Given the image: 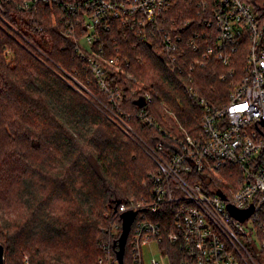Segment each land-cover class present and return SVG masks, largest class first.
<instances>
[{
  "label": "built area",
  "instance_id": "obj_1",
  "mask_svg": "<svg viewBox=\"0 0 264 264\" xmlns=\"http://www.w3.org/2000/svg\"><path fill=\"white\" fill-rule=\"evenodd\" d=\"M6 3L27 11L40 4L59 8L53 30L74 39L105 91L110 88L106 69L119 70L120 42L152 44L175 73L187 76L185 88L201 108L200 127L193 133L157 91H145L139 100L147 106L137 116L164 136L156 144L127 123L130 114L111 112L155 168L144 182L146 194L113 211L109 238L99 244V264H120L118 241L127 212L137 213L127 241L133 264H162L145 261L143 248L154 243L162 252L171 244L179 264H264V7L258 10L250 0H0V28L27 44L6 20ZM209 60L225 70L221 79L230 91L224 102L208 100L192 86V72ZM126 77L135 81L130 73ZM76 86L88 91L77 81ZM154 99L164 111L161 119L148 107ZM230 207L254 211L241 221Z\"/></svg>",
  "mask_w": 264,
  "mask_h": 264
},
{
  "label": "trees",
  "instance_id": "obj_2",
  "mask_svg": "<svg viewBox=\"0 0 264 264\" xmlns=\"http://www.w3.org/2000/svg\"><path fill=\"white\" fill-rule=\"evenodd\" d=\"M250 1L258 10L264 3ZM6 8V20L30 43L0 28L4 264L10 260L23 264L22 248H30L29 264H99V244L109 238L113 211L147 192L142 180L155 168L143 149L109 117L111 112L130 114L127 123L145 142L156 144L165 141L164 136L137 116L147 106L139 100L145 91H157L193 133L200 127L201 108L185 88L187 76L175 73L152 44L121 41L119 70L106 69L110 88L105 91L90 72L89 60L79 56L74 39L53 30L62 14L59 8L40 4L35 11H27L7 3ZM171 17L186 22L185 17ZM224 71L213 60L199 66L192 72L194 90L208 100L224 102L230 91L221 79ZM127 73L135 81L127 79ZM76 81L88 91L77 88ZM149 106L151 113L163 118L158 100ZM106 212L111 215L104 218ZM36 243L46 252L33 250ZM62 243L68 244L63 247ZM163 247L171 264H179L173 246L165 243ZM130 253L131 246L126 244L125 264H133Z\"/></svg>",
  "mask_w": 264,
  "mask_h": 264
},
{
  "label": "water",
  "instance_id": "obj_3",
  "mask_svg": "<svg viewBox=\"0 0 264 264\" xmlns=\"http://www.w3.org/2000/svg\"><path fill=\"white\" fill-rule=\"evenodd\" d=\"M232 214L241 221L248 220V218L252 215L254 209H247V211L239 212L235 210L233 207H230ZM137 216L136 212H127L123 215V233L118 241V251H117V258L120 264L124 263V256H125V247L128 241L129 234L131 232L132 224ZM4 254L5 249L3 244L0 242V264H4Z\"/></svg>",
  "mask_w": 264,
  "mask_h": 264
},
{
  "label": "rangeland",
  "instance_id": "obj_4",
  "mask_svg": "<svg viewBox=\"0 0 264 264\" xmlns=\"http://www.w3.org/2000/svg\"><path fill=\"white\" fill-rule=\"evenodd\" d=\"M262 6L264 7V3L262 4ZM262 6H261V9H259V10H262ZM37 53H39L40 55H44V53L42 52V51H38L37 50ZM77 87V86H76ZM77 88H79V87H77ZM80 89V88H79ZM81 94H83L82 92H81ZM84 96H87L86 94H83ZM146 177H147V175H146ZM146 177L142 180V185L144 186V182H145V180H146ZM146 194V193H145ZM144 194V195H145ZM144 195H142L141 197L140 196H138V197H133V198H131V200H139L140 198H142ZM23 211V209H21V212ZM21 212H19V213H21ZM109 215H111V213L110 212H106L105 214H104V218H106V217H108ZM37 241V240H36ZM35 241V242H36ZM39 243V242H38ZM38 243H36V246H35V248H32L33 250H40V251H42L43 250V248H37L38 247ZM67 244L68 243H62V246L63 247H66L67 246ZM77 246H79V243L78 242H76V247ZM82 247V246H81ZM50 248H51V246H50ZM24 251H25V254H24V263L23 264H29V249L30 248H22ZM28 249V250H27ZM53 249V248H52ZM144 249V256H145V261H146V263H148L151 259H153V258H155L157 261H159V262H161L162 264H171L172 262L169 260V258L168 257H166V256H164L165 255V252H162L161 251V248H159V246L157 245V244H151V245H149V246H147V247H145V248H143ZM163 249V248H162ZM27 250V251H26ZM53 250H58V249H53ZM79 250V249H78ZM42 252H46V251H42ZM164 255H163V254ZM41 255V253L39 254V256ZM128 263V262H127ZM10 264H15V261H13V260H10Z\"/></svg>",
  "mask_w": 264,
  "mask_h": 264
}]
</instances>
